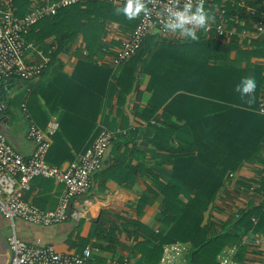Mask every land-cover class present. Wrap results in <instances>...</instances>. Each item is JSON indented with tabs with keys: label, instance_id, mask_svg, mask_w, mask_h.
<instances>
[{
	"label": "crops",
	"instance_id": "obj_1",
	"mask_svg": "<svg viewBox=\"0 0 264 264\" xmlns=\"http://www.w3.org/2000/svg\"><path fill=\"white\" fill-rule=\"evenodd\" d=\"M43 2L13 0L15 15ZM210 4L211 26L226 8V30L218 36L214 28L197 29L199 40L237 46L227 52L187 43L178 32H151L145 47L115 65L141 12L132 24L104 20L94 49L78 32L39 77L6 80L0 131L23 158L35 148L26 135L30 121L59 122L46 159L63 167L80 159L102 127L113 132L90 190L71 199L67 219L52 225L16 219L21 239L63 252L89 248L98 264L114 258L157 264L162 246L174 241L189 245L179 264H219L220 250L233 244L237 264H264V116L257 111L264 32L256 28L264 0ZM43 18L24 36L28 62L43 61L56 42L54 21ZM246 78L257 88L241 99L234 88ZM158 135L169 147L154 143ZM62 190L61 182L35 176L25 198L51 210ZM202 225L207 241L193 263L191 239ZM10 231L0 212V264L9 261Z\"/></svg>",
	"mask_w": 264,
	"mask_h": 264
},
{
	"label": "built area",
	"instance_id": "obj_2",
	"mask_svg": "<svg viewBox=\"0 0 264 264\" xmlns=\"http://www.w3.org/2000/svg\"><path fill=\"white\" fill-rule=\"evenodd\" d=\"M90 0H44L32 4L22 15H15L13 0H0V82L10 78L33 80L47 69L51 62L49 55L54 45H50L47 55L41 62H28L24 59V36L31 27L45 16L54 15L60 8ZM119 3L125 0H107ZM213 0H203L207 5ZM185 0H181V3ZM200 0H193L198 3ZM171 0H146L148 12L142 13L131 33L122 40L120 48L113 56L115 65L128 61L137 51L144 37L151 32L168 33L164 30L163 9ZM240 5L244 2L240 1ZM208 22L207 30L213 28L218 36L226 30L227 11L221 7L213 21ZM256 28L264 32V13L256 18ZM257 111L264 116V97L259 99ZM59 128L57 120H51L45 127L34 122L28 123L26 135L35 142V148L28 158H23L9 143L6 134L0 131V212L9 220L10 235L8 245L10 257L8 264H98L91 257L89 248L80 252L58 251L53 244H31L17 234L16 219L35 225H52L68 217L67 208L77 195L87 193L92 184V176L102 166L104 155L113 138V132L102 127L92 143L87 146L79 160L66 166H58L47 161L46 154L52 143V136ZM42 176L52 178L63 184L55 208L42 209L25 198L30 188L31 178ZM185 241H174L162 246L161 257L157 264H179L182 255L188 250ZM236 245L224 246L217 255L219 264H237L234 256ZM107 264H134L127 259L114 258Z\"/></svg>",
	"mask_w": 264,
	"mask_h": 264
},
{
	"label": "trees",
	"instance_id": "obj_3",
	"mask_svg": "<svg viewBox=\"0 0 264 264\" xmlns=\"http://www.w3.org/2000/svg\"><path fill=\"white\" fill-rule=\"evenodd\" d=\"M209 5L211 4L209 3L207 5H204V7H207ZM118 7L120 6L118 5L115 6L114 3L108 2L107 0H90L60 8L54 15L50 16L51 20L54 21L53 23H51V26L56 34V42L52 44L54 45V48L49 53L51 59L54 60L57 52L63 49L69 41L74 39V37L78 32L83 33L84 40L88 44L89 49H94L98 41V37L103 29L104 20L108 18L119 20L120 22H123L125 24H132L134 22L132 19L129 20L127 18H122V17L119 18V15L121 16L123 15L122 13H117L116 9ZM116 13L118 15H116ZM101 17L103 18V20H100ZM138 20L136 21V23L138 22ZM39 21H37L35 25ZM45 21L48 23L47 19ZM145 39L146 38L144 37L143 41L141 42V45L143 46ZM146 41H145V46L149 42L148 41L146 43ZM187 43H195L199 46H206L211 48L215 52L216 51L227 52L230 49L237 47L235 44H223L222 42H218L212 39L189 41ZM141 45L139 46L136 52L141 50L140 48ZM49 47L47 49V52L49 50ZM154 143L161 147H169L168 139L167 138L162 139L161 135H158L154 138ZM210 199L211 200L213 199V195L210 196ZM204 232H205V225H202L197 228V231L192 236L191 239L192 247H191L190 257L193 263L199 260V255L202 250V247L205 246V243L207 241L205 240ZM202 233L203 236H201ZM211 243L212 242L208 241L209 245Z\"/></svg>",
	"mask_w": 264,
	"mask_h": 264
},
{
	"label": "clouds",
	"instance_id": "obj_4",
	"mask_svg": "<svg viewBox=\"0 0 264 264\" xmlns=\"http://www.w3.org/2000/svg\"><path fill=\"white\" fill-rule=\"evenodd\" d=\"M117 13H122L127 19L131 20L140 15L141 12L147 14L148 7L146 0H125V2L116 9ZM213 17L205 9L203 0L193 3V0H171V3L163 9L164 30L178 32L186 40H199L197 29L207 30L208 21ZM257 88V82L254 78L240 80L234 88L241 99L251 97Z\"/></svg>",
	"mask_w": 264,
	"mask_h": 264
},
{
	"label": "water",
	"instance_id": "obj_5",
	"mask_svg": "<svg viewBox=\"0 0 264 264\" xmlns=\"http://www.w3.org/2000/svg\"><path fill=\"white\" fill-rule=\"evenodd\" d=\"M8 81L0 82V114L5 109V105L3 104V101L6 98V91H4V84H7ZM6 119L5 116L0 115V120ZM67 211L70 212V205L67 208Z\"/></svg>",
	"mask_w": 264,
	"mask_h": 264
}]
</instances>
